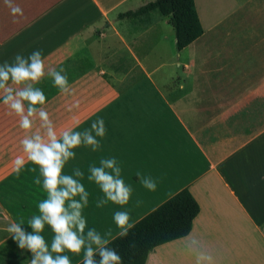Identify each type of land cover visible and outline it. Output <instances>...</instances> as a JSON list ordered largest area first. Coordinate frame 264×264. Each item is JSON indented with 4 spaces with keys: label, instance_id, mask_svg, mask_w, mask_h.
<instances>
[{
    "label": "crops",
    "instance_id": "0c3cea01",
    "mask_svg": "<svg viewBox=\"0 0 264 264\" xmlns=\"http://www.w3.org/2000/svg\"><path fill=\"white\" fill-rule=\"evenodd\" d=\"M150 1L13 0L23 10L13 17L0 0V64L40 50L72 89L61 94L50 77L37 85L57 130L105 121L102 149H76L65 168L85 174L89 228L111 230L112 240L121 231L116 211L134 224L186 188L200 206L191 232L154 247L146 264H195L202 251L213 264H264V0H195L204 31L181 50L169 16L120 18ZM26 134L0 101V246L13 222L32 231L28 221L46 198L34 183L37 166L14 170ZM102 157H115L132 186L127 205L96 206L103 193L87 176ZM138 171L156 181L155 191ZM42 235L50 247V226ZM64 254L71 264L83 260V252Z\"/></svg>",
    "mask_w": 264,
    "mask_h": 264
},
{
    "label": "clouds",
    "instance_id": "9594fccd",
    "mask_svg": "<svg viewBox=\"0 0 264 264\" xmlns=\"http://www.w3.org/2000/svg\"><path fill=\"white\" fill-rule=\"evenodd\" d=\"M5 4L13 17L23 16V10L13 0H5ZM46 77L52 79L61 94H72L64 69L46 65L40 50L28 57L17 54L12 63L0 64V101L19 118V127L27 133L20 141L24 155L15 158L14 170L19 174L26 161L37 166L39 175L34 177V183L42 186L46 193V198L38 204V214L28 221L31 232L22 227L23 221L11 223L7 231L20 249L32 253L30 264H71L66 252H83L82 264H123L119 252L109 246L111 241L107 237L111 236V230L102 235L88 227L83 212L90 194L82 183L84 172L79 167H74L72 174L65 172L69 162L76 159V149L90 147L93 152L102 149L97 138L106 136L105 121L98 118L82 131L71 127L57 130L46 110L47 97L37 86ZM37 167L31 171L36 172ZM88 173L87 180L94 182L103 193L96 201L98 208L109 202L120 206L130 202L134 190L122 178V169L115 157H102L98 166L89 165ZM136 175L143 187L156 190V181L151 176L140 171ZM139 203L137 201V205ZM113 220L121 229V237H127L135 226L129 222L128 211H116ZM46 226H50L54 234L50 247L42 235ZM185 239L199 244L190 235ZM195 264H213V257L206 251L199 252Z\"/></svg>",
    "mask_w": 264,
    "mask_h": 264
},
{
    "label": "trees",
    "instance_id": "16d2710c",
    "mask_svg": "<svg viewBox=\"0 0 264 264\" xmlns=\"http://www.w3.org/2000/svg\"><path fill=\"white\" fill-rule=\"evenodd\" d=\"M152 11L169 16L176 32L178 50L189 45L204 31L195 0H153L136 10L121 13L120 18ZM199 212V203L192 193L182 189L134 223L127 237L118 235L110 240L109 246L119 252L123 264H146L154 247L188 235ZM17 257L20 259L16 260ZM31 257V252L20 249L13 238L0 246V264H25Z\"/></svg>",
    "mask_w": 264,
    "mask_h": 264
},
{
    "label": "rangeland",
    "instance_id": "374dc122",
    "mask_svg": "<svg viewBox=\"0 0 264 264\" xmlns=\"http://www.w3.org/2000/svg\"><path fill=\"white\" fill-rule=\"evenodd\" d=\"M15 259L18 260V259H20V257H19V258L17 257V258H15Z\"/></svg>",
    "mask_w": 264,
    "mask_h": 264
}]
</instances>
